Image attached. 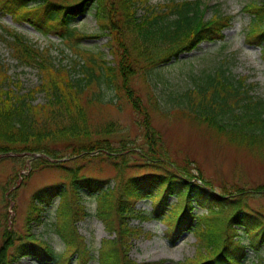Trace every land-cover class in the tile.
<instances>
[{
	"label": "trees",
	"instance_id": "trees-1",
	"mask_svg": "<svg viewBox=\"0 0 264 264\" xmlns=\"http://www.w3.org/2000/svg\"><path fill=\"white\" fill-rule=\"evenodd\" d=\"M91 7L97 25L110 37L106 47L112 62L103 52L77 47L73 66L57 65L48 49L33 44L18 30L5 25L0 30V41L7 43L14 60L24 68L38 67L41 74L38 86L25 90L23 84L12 82L8 69L0 65V156L23 159V169L31 159L32 170H62L67 180L32 196L23 234L9 228L7 215L0 213L4 216L0 218V264H18L26 257L60 264L68 255L77 256L76 264H89L91 249L78 231L79 221L88 215L83 200L86 193L97 199V216L105 230L116 235L102 241L97 252L99 264H139L129 254L133 239L142 234L133 222L150 219L136 208L145 198L161 207L153 216L163 220L168 239L174 241L185 232L196 239L194 258L176 264H244L251 251L257 254L252 264H264V255H258L264 245V220L253 224L247 220L253 215L248 212L247 190L226 186L220 197L198 169L199 174L192 173L175 163L156 184L152 177H127L130 165L112 142L115 123L95 125L89 113L90 105L104 104L105 90L115 92L118 100L126 99L142 117L146 131L151 129L149 112L138 94L140 77L154 75L161 66L197 51L203 44L225 43L232 17L219 9L207 17L208 6L202 0H167L163 5H152L149 0H0V15H9L18 24L26 22L45 37L58 35L61 40L73 41L79 36L75 21ZM244 10L251 20L247 44L262 48L264 53V0H250ZM138 11L143 16L138 17ZM204 75L202 83H195L185 95L183 109L226 136L229 144L264 149V101L249 95L255 84H248L245 77L228 75L222 67ZM39 95H44L45 101L36 104ZM146 139L152 160L163 164L167 157L159 155L162 147L155 148L151 138ZM63 144L66 146L59 147ZM95 161L114 168L117 189L106 187L108 181L95 183L80 175L82 168L77 164ZM176 193L184 203L171 206L169 199ZM54 198L60 201L55 231L66 247L58 258L48 243L33 234L36 226L44 225L45 211ZM203 205H209L208 214H194ZM243 235L250 238L248 244ZM45 246V256L50 257L46 261L37 251Z\"/></svg>",
	"mask_w": 264,
	"mask_h": 264
},
{
	"label": "rangeland",
	"instance_id": "rangeland-1",
	"mask_svg": "<svg viewBox=\"0 0 264 264\" xmlns=\"http://www.w3.org/2000/svg\"><path fill=\"white\" fill-rule=\"evenodd\" d=\"M73 1V0H68ZM153 4H164L167 0H149ZM208 6L206 16L211 17L217 10L225 16L232 17V25L227 30L225 43L203 44L197 51L182 56L177 61L167 63L154 72V75L145 73L137 84L139 96L144 101L149 112L151 129L146 131V125L142 117L135 113L126 99H117L115 92L106 91V96L101 100L104 104L95 103L89 106L91 122L98 126L107 123H115V135L112 142L124 154L121 157L127 161L129 169L125 175L150 178L156 184L162 176L170 173L169 167L175 163L180 168H187L192 173L197 169L203 177L209 180L214 188V193L222 197L223 188L239 187L248 191L246 198L248 212L252 217L247 219L249 223L264 220V149L258 147H245L229 144L227 137L211 129L203 121L198 119L190 111L183 109L186 101L185 95L190 89H194L195 83H202L204 74L213 73L221 67L230 76L243 79L247 78L248 84H255L250 90V96L264 101V53L260 47L250 46L246 41L247 28L251 22L249 15L244 11L245 5L250 0H202ZM39 3V2H38ZM37 3V4H38ZM34 5H36L34 3ZM138 17L143 16L138 11ZM96 12L91 7L88 12L78 17L74 26L77 27L75 40H61L55 35L43 36L28 23H16L9 15H0V30L3 25L18 30L31 42L41 49H48L58 64L69 68L77 60L75 48L80 47L92 50L94 53L103 52L107 61L113 60L110 56V48L106 47L110 37L107 32L97 25ZM1 32V31H0ZM102 33V34H101ZM100 35L99 37H90ZM0 65L8 69L11 81L23 84L25 90L38 86L41 74L37 68L21 67L4 41H0ZM144 72H141L143 75ZM104 91V92H105ZM45 101L44 95H39L36 104ZM101 101V102H103ZM113 101V104L109 102ZM150 143L155 148H160V154L167 160L161 164L159 160H152L149 154ZM63 144L59 147H64ZM65 150L61 154H63ZM1 157V156H0ZM2 158V157H1ZM31 160V159H30ZM23 169V159L16 157L2 158L0 161V213L7 215V225L17 233L23 234L24 219L32 196L37 192H43L66 182V173L56 168L32 170L31 162ZM70 165L71 163L68 162ZM81 166L80 175L92 179L95 183H107V186L118 188L116 171L109 164H100L97 161L92 164L87 162L77 164ZM74 164L70 165V167ZM22 169V170H20ZM168 176V175H167ZM177 180L178 175L175 174ZM200 184V183H199ZM17 188L11 189V186ZM85 210L88 215L78 223V231L86 239L92 261L89 264H99L98 250L104 239L113 240L115 233L105 230L103 222L97 216V199L94 195L83 196ZM59 199L54 198L47 207L43 226H36L33 234H37L42 242L50 245L54 255H62L65 251L58 233L55 231L56 210ZM183 204V197L176 193L169 199L171 206ZM208 207H197L194 214L206 216ZM136 208L143 217L150 219H137L133 226L142 231L139 237L133 239L129 257L139 264H176L186 262L188 258L196 255L195 238L185 233L181 240L175 237L174 243L167 238V229L162 219L155 218L161 207H156L150 199H142ZM172 211V210H171ZM230 211L226 210L228 214ZM141 215H139L141 217ZM4 217V216H1ZM0 217V218H1ZM6 222V221H5ZM242 234L243 228L240 229ZM179 240V241H178ZM243 242L248 244L250 238L243 235ZM45 247H38L37 251L46 261ZM258 255H264V245ZM255 252L248 253L244 264H252L256 260ZM76 255H68L60 264H76ZM18 264H45L37 259L26 257ZM46 264H53L47 262Z\"/></svg>",
	"mask_w": 264,
	"mask_h": 264
}]
</instances>
